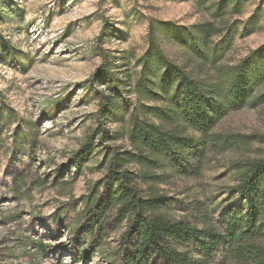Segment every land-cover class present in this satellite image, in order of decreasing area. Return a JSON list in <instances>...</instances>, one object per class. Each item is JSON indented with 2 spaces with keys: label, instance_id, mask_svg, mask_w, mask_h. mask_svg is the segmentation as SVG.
<instances>
[{
  "label": "rangeland",
  "instance_id": "rangeland-1",
  "mask_svg": "<svg viewBox=\"0 0 264 264\" xmlns=\"http://www.w3.org/2000/svg\"><path fill=\"white\" fill-rule=\"evenodd\" d=\"M223 1L0 0V259L5 264H119L123 226L106 225L107 243L93 257L69 233L83 208L78 202L105 175L101 155L77 177L69 163L96 126V86L85 83L101 64L96 38L106 24L102 48L124 77L138 72L151 20L182 27L212 22L220 30L211 39L222 52L220 66L233 67L264 45V0ZM165 36L158 31L157 40L173 62L197 77L212 74ZM130 91L122 98L135 104ZM261 94L264 84L256 91ZM108 128L114 133L119 127ZM211 134L241 143L232 148L208 143L200 147L201 157L190 156L191 166L182 163L177 171L160 174L157 189L171 199L177 219L218 221V210L228 207L237 183L234 166L264 155V103L228 113ZM187 135L199 142L197 133ZM114 143L129 148L125 139ZM197 165V175L190 173ZM223 263L220 253L209 259Z\"/></svg>",
  "mask_w": 264,
  "mask_h": 264
},
{
  "label": "trees",
  "instance_id": "trees-1",
  "mask_svg": "<svg viewBox=\"0 0 264 264\" xmlns=\"http://www.w3.org/2000/svg\"><path fill=\"white\" fill-rule=\"evenodd\" d=\"M158 31L212 74L197 77L173 62L158 43ZM219 32L212 22L182 27L151 20L138 72L120 77L102 48L103 24L96 38L101 64L85 82L96 86V126L69 161L75 177L95 155L102 156L105 167L103 178L78 202L83 208L69 228L74 242L87 245L85 254L93 257L105 247L106 225L113 221L112 228L124 227L117 239L119 264H209L217 253L223 264H264V155L234 166L237 183L217 222L175 218L171 199L157 189L162 172L177 171L182 163L191 166L190 156L203 155L201 146L237 147L238 137L211 134L212 127L230 112L264 103V94L256 95L264 84V45L237 65L223 67L222 52L211 45ZM129 87L135 104L122 98ZM110 124L118 130L110 132ZM189 131L199 135V142ZM122 139L129 148L115 146ZM190 169L197 175L198 165ZM0 264L5 263L0 259Z\"/></svg>",
  "mask_w": 264,
  "mask_h": 264
}]
</instances>
